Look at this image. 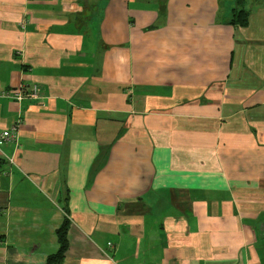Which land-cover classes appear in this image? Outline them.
I'll use <instances>...</instances> for the list:
<instances>
[{"label": "crops", "instance_id": "0c3cea01", "mask_svg": "<svg viewBox=\"0 0 264 264\" xmlns=\"http://www.w3.org/2000/svg\"><path fill=\"white\" fill-rule=\"evenodd\" d=\"M103 1L0 0V264H264V0Z\"/></svg>", "mask_w": 264, "mask_h": 264}, {"label": "trees", "instance_id": "16d2710c", "mask_svg": "<svg viewBox=\"0 0 264 264\" xmlns=\"http://www.w3.org/2000/svg\"><path fill=\"white\" fill-rule=\"evenodd\" d=\"M239 7L234 8L232 11V18L231 22L241 25L248 24V18H249V11L243 8V2L244 0H237ZM69 225L70 222L68 219H65L62 225L57 229V235L59 240V250L57 253L50 255L48 257L47 264H53L55 262L63 260L65 257L66 250L69 245L68 241V232H69Z\"/></svg>", "mask_w": 264, "mask_h": 264}, {"label": "built area", "instance_id": "2783aa9c", "mask_svg": "<svg viewBox=\"0 0 264 264\" xmlns=\"http://www.w3.org/2000/svg\"><path fill=\"white\" fill-rule=\"evenodd\" d=\"M28 87V84L21 83L9 89L0 88V97H9L18 102H22L28 97L36 96L38 93L39 87L37 84H32L31 89H28ZM21 124L22 119L19 118L11 128L0 131V140L5 142H16Z\"/></svg>", "mask_w": 264, "mask_h": 264}, {"label": "rangeland", "instance_id": "374dc122", "mask_svg": "<svg viewBox=\"0 0 264 264\" xmlns=\"http://www.w3.org/2000/svg\"><path fill=\"white\" fill-rule=\"evenodd\" d=\"M104 1H106V0H104ZM103 1V2H104ZM229 1L231 2L230 4H228L229 3ZM232 1H233V3H232ZM246 1V2H245ZM257 1H259V0H244V2L243 3H245V7L246 8H249V7H252V6H255V5H257L256 4V2ZM226 2V1H225ZM227 4H228V7L230 8V7H233L234 5H235V2H234V0H227ZM258 3V2H257ZM243 6V5H242Z\"/></svg>", "mask_w": 264, "mask_h": 264}]
</instances>
